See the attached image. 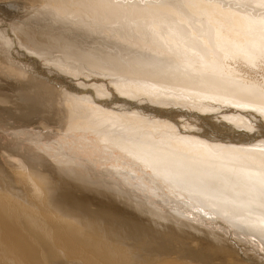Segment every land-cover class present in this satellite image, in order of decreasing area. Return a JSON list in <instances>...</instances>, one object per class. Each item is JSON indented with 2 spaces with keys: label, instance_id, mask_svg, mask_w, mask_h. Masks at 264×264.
Masks as SVG:
<instances>
[{
  "label": "bare ground",
  "instance_id": "bare-ground-1",
  "mask_svg": "<svg viewBox=\"0 0 264 264\" xmlns=\"http://www.w3.org/2000/svg\"><path fill=\"white\" fill-rule=\"evenodd\" d=\"M45 1L50 8L37 7V16L39 8L48 11L55 22L45 20L47 29L42 23L33 27L32 19L19 25L10 17L14 9L35 8ZM229 2L246 1L0 0L13 10L7 14L9 10L0 7V66L12 79L0 84V106L7 114L26 106L27 120L46 113L42 119L58 128H42L41 133L26 128L22 141L0 128V141L8 136L7 145L27 159L18 162L14 157L11 163L13 157L6 158L0 150V163L11 176L0 174V226L8 235L0 246L12 258L3 247L8 238L17 247L26 244L27 235L34 245V250L22 251L15 264L26 258L65 264L58 253L54 257L47 251L52 246L50 227L79 238L90 234L89 242L78 248L100 257L108 253L104 264L122 263L124 246L146 247L149 264H213L214 252L196 254L167 235L174 231L196 239L191 229L201 237L197 227L207 226L205 222L229 225L233 235L255 239L264 247V133L251 139L245 133L256 127L250 116L264 124V112L257 108H264V89L245 84L229 63L262 64L264 17L245 15L242 7ZM79 22L133 24L137 33L122 27L116 38L128 40L125 35L135 33L130 45L138 39L153 49L148 50L153 55L143 50L138 55L149 66L131 70L125 64L121 68L106 62L119 63L73 54L81 45L70 42L74 32L69 28L79 31ZM176 52L198 62L194 71L161 74L168 69L165 57L182 60ZM140 71L144 73L138 75ZM184 86H198V95L185 92ZM110 94L116 97L110 99ZM223 95L229 98L220 99ZM173 102L179 110L186 104L207 106L198 107L199 113L186 125H178ZM165 105L170 112L163 110ZM209 113L212 116L206 117ZM104 200L113 204L106 206L112 210H103ZM221 236L213 238L219 241Z\"/></svg>",
  "mask_w": 264,
  "mask_h": 264
},
{
  "label": "rangeland",
  "instance_id": "rangeland-1",
  "mask_svg": "<svg viewBox=\"0 0 264 264\" xmlns=\"http://www.w3.org/2000/svg\"><path fill=\"white\" fill-rule=\"evenodd\" d=\"M125 1H128L129 4L130 3L132 4L133 2H137V1H147V2L150 1L151 2V1H161V0H125ZM245 1L246 2H244V3L240 2L239 4L237 3L236 5H234L235 3L233 4V2L232 3L229 2V4L231 3V5H234L236 8L237 7H242L241 9L245 13V15L246 14H252L253 18H255V19L264 17V4H263V2H262V5H260L261 2L258 3V1H254V0H245ZM43 3L42 4L35 3L34 4L35 8H29V6H27L26 9L24 7H22L24 9H14L15 14L14 15L13 14L10 15V17L12 16V18L15 21V23H17L19 25L29 22V21H26L25 18L32 19L33 21H35L34 24L33 23L31 24L32 26L33 25H39V23L41 25V23H42L43 26L41 25V28L46 27V29H47L48 24L49 23L52 24L55 21H53L54 19L49 15L48 11H45V10L41 11V8H39V17L37 16L38 15V8L37 7H39V6L47 7L48 6V8H50V6L47 4L48 1H45ZM0 7L6 8L7 10H9L7 14H9V12L13 11L10 8L8 9V7L5 6V5H3V6L0 5ZM33 9H36V10H33ZM47 10H49V9H47ZM28 11L30 13H32L34 11V14L33 13L30 14ZM18 12H19V14H18ZM7 16H9V15H7ZM1 17H3L2 13L0 14V18ZM10 17L8 19H11ZM49 18H51V19H49ZM47 19L50 20V21H48ZM45 20L48 21V22H46ZM45 22L48 23V24H46ZM122 22L125 24V21H122ZM77 24H76V26H77V29L79 31H77L75 28H69L70 30L72 29V31L74 32V35H72L73 36L72 37L73 40H70V42H74L75 44L77 43L76 45H78V42H79V45H81L80 46L81 50H77L76 48H74V51H72L73 54L89 55V56H94V57H97V58H100V59H105L106 61L119 63L118 65H116V64H113V63H110V62H106L107 64H110V65H113V66H116V67H121V68H122V65L125 64L131 70H135V68H137L138 66H143V65L149 66V64L141 61L139 59L138 55H140V51L141 50H143V51H141V53L143 52L144 55L145 54L146 55L147 54L148 55H153L154 53L152 54V52L151 53L149 52V51H151L153 49L150 48L149 45L144 44V42L140 43L141 41H139L138 39L136 41H134V43L132 42V45H130L131 42H129V40H131L134 35L136 36L135 33H137L134 30L136 28H134L133 24L128 23L127 26H125V25L123 26L122 25L121 27H119L117 25H113L111 27H105V26L100 25V24L99 25H94L93 24L94 26H92V25L91 26H86L85 24H82V22H79ZM33 27H35V26H33ZM62 27L65 28L66 26L65 27L62 26ZM122 27H125V29L128 30V31H129V29H131V30L133 29L132 31L135 32V33L132 32L131 33L132 36L130 34L129 35H125L126 37H128V40L119 41L118 38H116V36L120 35V33H121L120 29ZM109 28H119V29L108 30ZM65 29H67V28H65ZM75 30L77 32H75ZM122 31H124V30H122ZM124 32H126V31H124ZM145 32L148 33V31H146V30H145ZM55 33L57 34L56 31H55ZM78 36H79L80 39L78 38ZM129 36H131V38H129ZM152 37H149V38H152ZM74 39H76V40H74ZM77 39H79V41H77ZM83 43H84V45H83ZM137 44H138V46H137ZM140 45H141V48H140ZM145 45H146V47H145ZM161 55L162 56H166L165 54H161ZM174 56L182 57V60L176 61V60L173 59V56L165 57V58H167V60H165L166 63H167L165 67H168V69H164L161 72V74H165L166 75V74H169V73H174L175 71H187V72L194 71V66L198 65L197 61H191L190 59H186V55L183 54V53L180 54V53L176 52L174 54ZM259 60L261 61L262 64H260L258 67H255L254 64H252L251 62L246 61V60H243L240 64H237L236 62H232V61H229V63L231 64L232 67H234L238 71V75H240L242 77V80H243V82L245 84H248V85L251 84L253 86L259 87L260 89H264V60H263V58H261ZM6 61L8 62V60H4L5 64H7ZM79 64H81V63H79ZM162 64H164V63H162ZM143 73L144 72L140 71L138 73V75H142ZM129 77L130 78H135L134 76H129ZM4 79H6V81H9V82L12 81L11 78H7L6 77V75L4 74V72H3V70H2V68L0 66V84L6 83V81ZM196 87H198V86H184L186 91L183 90V89H178V90L198 95L199 92H197V90L195 89ZM61 88H63V87H61ZM110 95H109L110 99H113V98L116 97L113 94H110ZM233 97H231V99H233ZM219 98L227 100L229 98V96L223 95V96H220ZM12 99H14V98H12ZM141 100L144 101L145 99H141ZM134 102H135V99L132 101V103H134ZM132 103H130V104H132ZM175 103L176 102H173V104H171V106H174L175 109L171 108L170 105H165L166 107H164L163 110L168 108L167 111L170 112L169 109L171 108L172 111H175L174 114L175 113L176 114L174 115V117L176 119H178L177 121L180 120L179 122H175V124H178V125H181V123H182V125H186V123H188V120L190 121V119L193 117V115H196V111L197 110L199 111L198 107L200 108L202 106L201 108H204L205 106H207V105L203 104L201 106H197L196 107V105L194 106V104H186L185 106H183V108H182L183 110L182 109L179 110L178 109L179 104L175 105ZM144 104H147V103L144 102ZM0 105H2V104H0ZM36 106H38V105L36 104ZM190 106H192V107H190ZM154 107H156V106H154ZM2 108H5V107L0 106V110ZM23 108H22V110L21 109H11V113H9V114H7L8 111L4 112L3 109H2V111H0V120L3 122L2 123L0 121V124L3 125V126L0 125V128L1 129H5L6 131L8 130L7 133H9L11 131L14 132L15 133L14 135L16 136V140L22 141V139L25 136H23L21 134L23 133V131L26 130V128H27V130L28 129L29 130L33 129L34 133H41L42 130H43L42 128H46V127H48V130L50 132L53 131V130H58V128L56 129L55 127H51V125H48L47 120L42 119V117L45 116L46 113H43V114L41 113L39 116L37 114V115L33 116L32 118L27 120L26 116L29 113V109L26 106H25L24 109ZM257 108H258V110H261V111L264 112V108H262V107H257ZM188 109H191L192 112L190 110H188ZM180 111L181 112L183 111L184 113L182 112V115H181ZM189 111L191 112V115H190ZM3 112L5 114H7V115H4ZM177 113H178L179 117H178ZM153 114L155 115L156 113H153ZM205 115H206V117L212 116V114H210V113L209 114H205ZM251 115H253V114H251ZM249 118H251L254 121V125L256 127H255L254 131L248 130L250 133H248V132H245V133L249 134L250 139H251L252 135H255V134L259 135V136L263 135V133H264L263 125L264 124H262L261 122H258V121L256 123L255 120H257V117H255L254 115L250 116ZM5 119H7V120H5ZM43 125H45V126H43ZM24 126H26V127H24ZM62 126L67 127V125H62ZM1 129H0V136L3 135V131ZM60 129H62V128H60ZM48 130H46V131H48ZM16 132L18 134H16ZM253 132H254V134H253ZM259 132H261L262 134L259 133ZM213 133L215 134V131H213ZM17 135L19 137L21 135V137L19 138ZM218 136H220V135H218ZM259 136H258V138H260ZM6 137L9 138L8 136H6ZM6 137H2L1 138L0 150L3 152V155L5 154L4 156H6V158H9V157L12 158L13 157V159H9V160L12 161V162L10 161L11 163H13V161L15 159H16L15 161L21 162L24 159V157H26V156L23 153H21V152L18 153V151L17 152L13 151L14 148L12 149L9 145H7L8 140L6 139ZM215 137H217V134H215ZM3 138H5V139H3ZM5 142H6V144H5ZM44 142L48 143L47 140H44ZM30 147H32V146H30ZM5 148H7V149H5ZM8 148H11V150L8 149ZM9 150L13 151V152H10ZM2 152H0V153H2ZM6 153H7V155H6ZM14 154H16V155H14ZM21 154L24 155V156H22ZM14 157H15V159H14ZM19 158H21V159H19ZM18 159L21 160V161H19ZM24 160L27 161L26 158ZM15 163H17V162H15ZM1 166H2V164L0 163V170L3 169V170H1L2 172L0 171V174L2 173L1 176H3V174H4L3 177H5L6 179H8V178L10 179L11 176L7 172H5V170H6V169H4L5 167L2 166V168H1ZM6 176H8V177H6ZM44 177H46L48 179L49 176H44ZM49 179L52 180V178H50V177H49ZM104 202H105V204L103 206V210H105V211L112 210V208H109V207H106V206L109 205V206L113 207V204L110 203L108 200H104ZM95 207H96V205H95ZM96 208H98V207H96ZM117 217H120L119 213L117 214ZM195 223L199 224V225L201 224V222L200 223L199 222H195ZM205 224H207V226L209 228ZM209 224H208V222L207 223L205 222L204 225L206 227L203 226V223L201 224L203 227H197L199 229L198 233L199 232L202 233V236L200 235L201 237H198L195 234L194 229H191V234L193 236L192 238H196V239L189 238L188 237L189 234L178 233V232H174V231L167 232V233H169L167 235H169L171 238H174L175 240H180L182 243H185L188 246L187 250H192L196 254H198V253L200 254L201 252H207V251H208L207 253H209V254H212L214 252L213 255L215 254L214 255L215 259L212 262L213 264L214 263L215 264H264V256H263L264 255V253H263L264 252V247L262 248L261 245H259L256 242L255 239L246 238V237H243L241 235L239 237V235L236 236V234L233 235V233H235L233 231H235V230L234 229L232 230L233 233L230 232L231 227L229 229V225H227L228 228H226L227 227V226L225 227L226 224H222L220 222L209 223ZM221 224L223 226H221ZM6 231H7V228L0 226V240L2 238H4V237L8 236V235H6ZM229 232H230V234H228ZM49 233H50L49 243H51L52 246H50L49 250H47V251L54 257H56V253H58L60 258H62L63 261L65 262V264H67L68 262L69 263H74V264H104L102 259L104 257L108 256V253H105L104 256L100 257L98 255L93 254L90 251L78 248L79 245H85L87 242H89V240L91 239V235L90 234H87V236H85L83 238H81V237L79 238V237H75V236L71 235L70 233L65 232L61 228H53V227L49 228ZM220 235H224V237L221 236L222 237V238L220 237L221 239L220 238H218V239L216 238V240H219V241H215V238H213V237L214 236L215 237L216 236L219 237ZM231 235H232V237H231ZM208 236L212 237L214 240L212 238L211 239L208 238ZM238 237H239V240H241L242 245H239V243L236 244L237 241H235V240ZM24 238H27V240H25L26 244L25 245H20V246H17V247L14 246V244H13V242H12V240L10 238H8L4 242L3 247H4V249H6L8 254H13L12 258H8L4 254V252H3V250H2V248L0 246V264H15L13 262V260H15L17 258L20 259L22 251L34 250V245L32 246V245L29 244V237L27 235H24ZM241 238H243V239L245 238V239L243 240ZM174 239H172L171 241H174V242H177V243L181 244L180 241H175ZM243 241H244V243H243ZM249 242L253 243V246L257 243L254 247L251 244V248L253 247L256 251H254V249L250 248V245H249L250 243ZM215 243H218V244H215ZM258 245H259V247H258ZM214 246H216V247H214ZM35 247H36V245H35ZM120 247L121 246H118V249ZM219 248H220V250H219ZM241 250H242V252H241ZM145 251H146V247H140V248L132 247V248H129V247L124 246L122 251H121V254L124 256L125 260L122 263H117V264H149V263H151V259H150V256L148 255V253L145 252ZM239 251H240V253H239ZM260 252H261V254H260ZM109 253H111L112 255H115L116 252H113L112 250H109ZM242 253L245 255V257L243 256ZM218 255H219V258H218ZM261 256H263V257H261ZM171 259H173L177 263H182L183 262L182 260H180V259H178L176 257H172ZM21 264H40V261H38L37 259L34 260V259L26 258V259H24L21 262ZM157 264H167V263H157Z\"/></svg>",
  "mask_w": 264,
  "mask_h": 264
}]
</instances>
